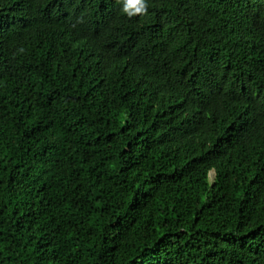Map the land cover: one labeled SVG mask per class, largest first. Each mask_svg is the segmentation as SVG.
<instances>
[{
  "label": "trees",
  "instance_id": "1",
  "mask_svg": "<svg viewBox=\"0 0 264 264\" xmlns=\"http://www.w3.org/2000/svg\"><path fill=\"white\" fill-rule=\"evenodd\" d=\"M0 0V264H264V0Z\"/></svg>",
  "mask_w": 264,
  "mask_h": 264
},
{
  "label": "clouds",
  "instance_id": "2",
  "mask_svg": "<svg viewBox=\"0 0 264 264\" xmlns=\"http://www.w3.org/2000/svg\"><path fill=\"white\" fill-rule=\"evenodd\" d=\"M132 9H134L135 13L147 12L148 0H126L123 11L131 16L134 14Z\"/></svg>",
  "mask_w": 264,
  "mask_h": 264
}]
</instances>
